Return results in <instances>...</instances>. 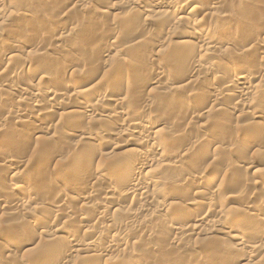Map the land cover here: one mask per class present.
<instances>
[{"label": "bare ground", "instance_id": "bare-ground-1", "mask_svg": "<svg viewBox=\"0 0 264 264\" xmlns=\"http://www.w3.org/2000/svg\"><path fill=\"white\" fill-rule=\"evenodd\" d=\"M4 2H6V5H10V6L12 4H13V6L15 5L14 6L15 8H16V6L18 8L21 7V10H22V8H25V9L29 8V9L25 10L29 14H32L36 10L34 8L36 6V3L34 4L33 0H10V1L0 0V19H2V18L4 19L5 17H7V15H6L7 13L6 12H8V11H6L7 10L6 8H4L5 7ZM70 2L73 5L72 10L74 9L75 11L82 12L84 9L86 10V9L89 8V7L87 8V6H85V0H71ZM94 2H96V4L91 8V11L93 13H95L96 15H102L104 17L105 15L108 16L107 14H111V12L117 11V9L114 7V3H112V2H109L110 3V4L108 3L109 5H106L107 2H105L104 0H95ZM119 2H122V3L125 2V5L127 4L126 5L127 9H130V11L132 12V17H136V18L137 17H141V19H143L142 20L143 21L142 24L134 26V27H133V23L132 24L128 23L133 28L136 29L137 27H139L140 28V32L141 31L144 32V30H147L146 29L147 26L151 25L152 21L155 20L154 22H156L157 20H161L162 19L163 23H164L163 26L160 25V26H162V32H163V29H166V27H168V29H166L167 30L166 34L167 35L169 34V35L166 38L167 39H169L171 37L174 38L173 36H175V38L178 41L176 46H175L176 47L175 50H177L176 52H178V50H179L178 53L175 52V55L177 56L176 58L179 57L181 61L182 60H188V59L190 61H192L191 69L189 70L188 73L183 74V79L182 80L180 79V82L182 83V85L180 87L178 86L179 89L181 87L185 88L186 92L183 93V91H185V90H183L182 93H179V97L177 98V99H179V103L176 106L174 105V107H171L170 104L167 105L166 103H165L166 105H165L164 108H162L161 105H160L161 107L156 106V110H154V111H157V112L159 111V114L162 113V115L164 114L165 115L164 119H160L159 117H158V119H156V116H153L154 113L149 112V110H151L150 109L151 106L154 104L153 97L152 96L150 97V95L147 98H144V99L142 98L143 102L140 103V105H139L140 107H138L139 103L138 104L135 103V105H137V107L133 106L134 104H132V103L134 102V100L137 102V100H139L138 98L142 97V95L138 97V93L139 94L141 93V92H138V90H139V87L141 88V84H142V88H143L144 81L146 80V79L145 80L143 79V77L146 75L145 74L143 76V74L145 72L147 73V68H148V65L146 66V63L147 64H151L150 61L152 62V59H154V57L156 58L160 51L156 52V50H154V52H152L153 51L152 50L153 49L152 41L154 40V37L153 38L151 37V38L148 39L147 36H149V34L146 33V32L144 33L145 35L143 34V32L141 33V34H143L141 36V37H143L142 39H141V37L140 38L137 37V36H139V35H137V36H135V38L137 37L136 39L131 38V40L133 39L132 41L127 42V43H123L122 42L123 44L122 43L120 44V42L117 41V40L119 39L120 36L122 37V35H123L122 32H124V31L119 30L120 27L117 28V26L115 24V21H113V22L112 21H110V22L108 21L107 24L105 23L106 25L103 23L105 25V26L103 25V27H105V28L107 27L110 30V32H108V33H110L109 34V40H106V39L102 40L104 42L105 41H107V42L103 43L104 45H103V47L101 46L102 48L100 47L99 49H96V50L100 51L99 54L104 55V57H107L105 64H108V63H111V62L113 63L114 60L115 61L119 60V62L121 60L124 61V62L121 61L120 62L121 65L119 66V64H118L119 67L117 66L118 68L115 69V70H117V74L119 73L118 75L121 77V79L118 80V81L116 80L117 82H110V81L108 82V80L105 78V74H104V77H103L104 79L103 80L102 79L98 80V82L96 81V83L93 85V88H91V90H88L86 88V90H81V91H80V89L79 90L77 89L76 85L74 84L75 82L74 83L73 82H66V83L64 82L62 85H64L67 90H70L72 92V94L74 96H76V99H75V97H73V99H75V101L74 100L73 101L77 104V106H79L78 108L80 110H79L78 113H76V112H74L72 110H67L66 109L65 112L62 113V115L60 114V116H62L66 120L69 119V122H70L69 125L72 124V126H73L71 130L69 129L70 133L72 135H76L74 137L78 138L81 141V143L83 142L82 144L80 143L81 146L82 147L84 146V147H87V148L91 147L90 149L95 151L94 155L96 156L97 159L100 160V162L98 161L99 163L97 164V168H95L96 170L94 169L95 170L94 175L90 176L87 173L90 177H89V179L84 180L82 174H83V171L86 170L85 169L86 168L85 165H88V164L87 163H83L84 166L83 165L76 166L77 168L75 167V169H72L73 171L72 170L70 171L69 174L71 176H69L67 178H64V179H62L63 178L62 177L60 180L58 179L59 181H57V182L53 180V182H49V183H45L44 182L43 184L42 183L40 184V182H42V180H43V179L41 180V176L42 175L37 176L38 179L40 178V180H38V183H37L38 185L34 184L35 186H38L37 189L34 191V189L33 190L30 189V187L32 186L33 183L31 182L32 184L29 187L28 184H30L29 183L30 181H29V178H26L27 175L24 173V171L21 170L20 168H19V170L16 169L18 166L21 167V166L24 165L23 160L20 157L15 158V156L13 158L11 156H10L11 158H9V157L7 158V156H6V158H5V156L3 157V155H1L2 154L1 153L0 154V168H1L0 169V178H3V177L4 178H8L10 183H11V189L13 191H19L18 192L19 195L18 194L17 195L12 194V195H9L8 198H6L8 195L6 197L0 195V211H1L0 213L2 214V218L4 217V215L12 214V213H14L15 211L18 210V213L20 212L21 216L17 212H15V213H17L18 217L19 216L21 217L19 220L22 222V224H27L29 226L30 231H31L32 227H34V228L38 227V230H40L41 232L36 233L35 234L36 238L34 237V239H32V240L36 241L37 239H39L40 244L38 245V243H37L36 246L32 245V244H34L33 241L29 240L31 242V244L30 243L28 245L26 244V247H28V246L31 247V249H28V250H31V252H33L34 255L33 256L31 255V256L33 257L34 262L36 261V263H41V264H43L47 260L46 256L48 254H46V253H47V251H49L48 248H49L50 244L54 245V246H52L53 249L50 248V255L51 256H55V257H56V255L59 257L60 254L64 255L63 259H62L63 260V264H152V263H149L146 260V258L144 257L146 254L149 253L147 251H149L150 249L155 250L157 248H161V249H165L164 251H165L166 255H172V254L173 255H179V251L177 249L178 245H181V244L185 245L187 243L185 241L186 240L189 241L188 238H191L194 235L196 236V235H199L201 233H204L208 228H209L208 230L212 231L213 233L224 235V236H227V237H231L233 240H235V242H237L235 247L229 248V252L233 251V253L235 252L236 254H239V257H237V258H239L237 260L238 262H240V263L246 262L248 264L250 261H253L256 258H258L259 262H260L259 264H264V241H263V238H262V235L264 237V231H262L263 229L262 230H260V229L256 230V227H255L254 224H251V225L244 224V223H246L247 219L248 220L251 219L252 221L258 222L259 224L264 223V213H260L259 210H257V207L255 208L253 206L254 204L251 206V203H249L247 201L246 203H244L245 206L242 205L243 208L240 209L241 211L238 209L240 212L238 211L239 212L238 214H236L235 216H232L233 214L232 215L228 214L230 212L226 211V208H225L226 206L221 202V199H219L218 190L221 189V185H227L226 181H228L229 178H230L229 180H232L231 178H233V177H229L231 174H229V176H228V173H226L227 176H228V179H227L226 174H224L223 173L224 171L222 170V168H219V167L218 168L214 167L216 169L212 170L211 172H213V173H210V174H208V173L207 174H199V175L196 174V176L198 175L197 179H198L199 183H203L204 182L210 189L212 187H214L215 185L220 184L218 186L219 189L217 191L208 190L207 192H203V191H200V190L197 191L196 190L197 187H195V189H193V191L195 190L196 193H194L193 197L191 199H189V200L188 199L187 200L184 199L183 202H181L180 198L183 197V194H185L184 191H183V188H182V184L183 183H181V180L172 179V178L171 179H164L165 177H163V178L161 177L162 173L160 171L158 172L159 169L157 170V168H155V165L152 164V165L145 166L147 163H149V161L147 160L148 162H143L144 159L147 157V150L149 152H151V153L154 151V153L156 155V158L158 157L157 158V160H158L157 163L161 167H162V165L165 164V166L168 169H173V170L178 169V170L184 171L186 173L189 172V174L190 173L192 174V164H191V168H189V169L184 168V165L182 164L185 156L187 157V155L189 154L187 151H190V150H186V149L182 150V149L178 148L179 150L176 151V152L174 151L175 152L174 154L171 153V154H173V156H170L171 159H168V158H166V154L167 153L164 152L166 150V148L164 149V147L166 145L164 146L165 143L163 145L161 144V142L159 140V137H160V135L163 136L164 134H167L168 138L171 139L174 143L177 142V141L176 142L174 141L177 138H179V139L183 138V137L181 138L179 136L180 134L178 136L175 135L177 132H174V131H178V128H180V123H181V122L178 123L175 120V117H176V115H177V117L181 116L183 121L184 120L185 121H189L188 124H191V127H192V123H191L192 120L195 121L196 118H199V116H197L199 114V113H197V110H199L198 109V106H199L198 104H199V101H200V100L197 101L199 99L198 98V94L200 95V94L203 93V95L205 96L204 90H205V92L207 91V93L210 92L211 96L207 95V97L208 98H209V96L212 97V99H214L215 102H216L215 103L216 105H214L215 108L212 107L211 110L209 112L208 111L207 112H208V114H210L211 112L215 113V114L212 113V115H214L213 117H215V116H217V117H215L216 119L213 118V120L215 119V122L217 121L218 123L216 122V125H215V122L214 123L212 122V124L217 126V127L219 126V127H218V129H216V127H214L216 130L213 128L215 130L214 133L211 131L213 133V135H215L216 138H214V136H212V133L211 134L207 133V132H209L208 130H209L210 127L208 128V126L207 127L204 126V128H202L201 130L199 128V130H197V133H196L197 136H195L196 137L195 138L196 141L193 142L192 144H190L192 146L189 149L195 148L196 145L203 144L202 146H206V147L200 148L199 153H197V154H199V157H200V155L203 156V157H205V155L207 156L208 153L209 154L211 153V152H209V149L214 148V151L216 153H213L214 152L213 151L212 152L213 156H219L220 154H224L225 156L226 155L229 156V157L226 156V158H232L233 157V158H236L237 161L239 159L243 160L242 158L247 157L248 156L247 152L250 150V148L252 146H254V148L257 147V149H259V150H255V152H259V153L261 152V154H262V152L264 153V109L263 110L261 109V106H262L261 105V103H262L261 100L264 99V47H263L264 46V36H261V35L258 34L256 36L253 35L254 36L253 37L252 35H249V34L247 35L246 33L244 34L242 32L243 35L239 34V37H235V36H237V34H236L235 36H233L234 37L233 39L231 38V41H230V40L226 39L227 37H224L225 39L223 38V33H224L223 30H224V28H222V27H220V28L217 27L216 28L215 26H214V28L209 27V29L204 30L205 33L203 35V37H204L203 40L200 37H198L197 35H193V34L185 35V34L180 33L179 29L181 28L180 26H182V25L183 26L189 25V26H194V27L199 25V26L203 27L200 24V22L194 17L198 13H206V14H208L210 12L209 14L213 13L212 15L217 13L218 12L217 11V7L219 5V2H216V0L212 4L213 6L203 5L200 0L199 1L198 0H120ZM122 6H124V4ZM30 7H33L34 10H32V8H30ZM38 11L39 10H37V12ZM215 11H217V12H215ZM84 12L85 11H83V13ZM123 13H126V12L123 11ZM11 14H12V12H11ZM121 14H122V12H121ZM128 14L131 15V13H128ZM13 15H15V17H16L15 13L12 14V16ZM96 15H94V16L96 17ZM19 16H21V15L19 14ZM25 16H27V14L23 15L22 17H25ZM209 16H211V15H209ZM222 16H224V15H222ZM17 17H18V15H17ZM27 17H30V19H31V16H27ZM217 17H220V16H217ZM192 18H194V19H192ZM216 19H217V21L219 20L218 18H216ZM5 21H7V20H5ZM202 21H204V19ZM7 22H9V21H7ZM105 22H107V21H105ZM158 24H160V23H158ZM83 25H84V23H83ZM222 26H225V25H222ZM77 27L80 29V28H84L86 26L83 27L82 24L81 25L78 24ZM150 27L151 26H149L148 28L150 29ZM254 27H256V26H254ZM78 28H76V29H78ZM87 28H88L87 30H89V31H93L94 30L93 25L92 26H87ZM96 28H95V30H96ZM125 28H123V29H125ZM128 28H130V27H128ZM156 28H158V27H156ZM204 28H205V26H204ZM100 29H101V27H100ZM0 31H2V30H0ZM136 31H137V33L139 32V30H136ZM165 31L163 33L166 36ZM72 32H73V30H72ZM129 32H131V31H129ZM154 32H156V31H154ZM50 33H51V36H52L51 38H53L55 40V42L63 41V40H61L62 36L60 37V33L59 32L52 31ZM232 34H233V32H232ZM124 35H126V34H124ZM129 35H131V34H129ZM145 36H146V38H144ZM251 36H252V38H251ZM131 37H133V36H131ZM162 37H164V36H162ZM247 37H249L251 39H246ZM138 38H139V40H138ZM158 38L159 37L157 35V37L155 39H158ZM244 38L246 40H249V41H247V42L243 41V44L242 45L240 44L242 49L244 47V52H245V53H243V51L242 52L240 51V53L244 54L242 56H245L248 52L253 53L251 55L254 56V62H256L257 64L255 63V66L254 65H248V66L245 65V67H242L244 65H241L242 68L239 67V69H236L237 68L236 67L235 70L231 67L232 66L231 65L230 68L232 70H230L229 68L226 67L229 64V61H230L229 57H230L231 54L234 55V53L236 52V51L234 52V49L230 48V47L233 46V44L236 45V43H237L236 41H241V39L243 40ZM150 39H152V40L150 41ZM54 40H53V42H54ZM165 40H166L165 38H163V39L160 38L158 41H160V43L162 44V43L165 42ZM196 42L197 43H201V45H199V48H198V55H197L198 56V60H201L202 58H205L206 56L207 57L208 56H213L214 62L217 63V65L214 64L213 66H210L205 72L202 73V75L200 74L201 72L199 73L200 67H201L200 63H199L200 61L191 60L192 58H194V56L191 55L190 52H192L191 50L194 48V45L196 44ZM157 43H159V42H157ZM19 45H21V44H19ZM58 46H60V45H58ZM58 46H56L57 47V52L58 51L61 52L62 51L61 47H58ZM222 48H224L225 52L222 51ZM72 49H71V51H72ZM92 50H94V49L92 48ZM172 50L174 52V48L173 47H172V49L170 51L171 53L168 52L170 57L173 56ZM142 51L145 53L144 55H142V53H141ZM90 52H92V51H90ZM237 52H239V51L237 50ZM73 53H75V51ZM93 53H95V52H93ZM81 54H79L78 56H80ZM171 54H172V56H171ZM169 55H167L165 53V57L169 56ZM249 55L250 54L248 53V56ZM5 56H7V55H5ZM18 56L9 55L8 58L5 57V60H7V62H9V61H11V62L14 61L15 62L16 60L19 59ZM87 56H90V55H87ZM250 56H249V58L253 57V56H251V57ZM28 59H29V57H28ZM28 59H25V60H21L20 59V61H22L21 62L22 63V67L24 69H29L32 66L31 59L30 60H28ZM82 59H83V57L81 58V60ZM242 59L239 60V61H242ZM247 59H248V57H247ZM157 60H159V59L156 58V61ZM170 60H171V58L168 60V62H170ZM20 61L18 60V62H20ZM175 61H177V59H175ZM246 61H248V60H245V62ZM89 62L91 63L92 60L89 61ZM93 62H94L93 65H96L95 67H97L98 66L97 65L98 59L95 60V61L93 60ZM95 62H96V64H95ZM136 62H138L139 64H137ZM168 62L166 61L167 64H168ZM134 63H136L138 66H141V65H142V67L146 66L147 68H143V70H142V67H141V70H140L139 67H138L139 70L137 69L136 71L139 72L137 74H139L140 76L137 75V77L133 78L134 75L133 76L130 75V77H132V78L131 79L129 77L127 78L126 76H127L129 67L134 65ZM140 63H142V64H140ZM248 63H250V62H248ZM152 65H154L153 62H152ZM92 66H91V68H92ZM156 66H158V65H156ZM233 66H235V65H233ZM82 67H83V65H82ZM112 67H111V69H112ZM161 67L157 68L156 72L154 71L156 73V75H157L155 77V79L151 80L150 83H148L149 81L145 82L146 85L148 83L149 85H155L156 88H159V87L163 88V84L165 83L163 81H165L164 79H166L165 77H167L166 76V72H167L166 70L167 69H165V67L164 68L163 67L161 68ZM169 67H168V69H169ZM224 67H226V68H224ZM151 68L149 66V69H151ZM69 70L70 69H68V71ZM115 70L113 71V69H112L113 72H115ZM152 70H154V69L152 68L150 71H152ZM150 71H148V72H150ZM105 72H106V70H105ZM72 73H74V72H72ZM147 74L149 75V73H147ZM167 75H169V74H167ZM43 76L45 77V75H43ZM180 76H182V75H180ZM140 79H142V81L144 80L141 84H140V82H141ZM2 83H0V84H2ZM177 83H179V82H177ZM215 84L219 85V87H216V89H215V86H214ZM11 85H3V87H5V89L8 90V91H14L15 86L14 85L11 86ZM0 89L2 90L1 86H0ZM61 90L58 89V90H52V91L47 92V96H46L47 100L48 101H52L55 104H57L58 101L61 100V98L64 99V98H66L68 96L70 97V94H69L70 92H67L66 90L64 91V89L62 90L63 91L62 92ZM92 90L96 91V92H100V91L103 92L102 96H99V98L96 99L97 101L95 103H91L92 101H90V100H88L90 102L86 101L88 99L87 95H89V93ZM174 90H176V88ZM20 91L22 92V94H20V96L18 97L19 99L16 102H12L11 101L12 103L10 105V110H9V107L7 106L6 109H8L7 110L8 112L6 111V113H4L6 115H5L3 120L0 119V132H1V134H0V145L1 146L5 142H7L8 144H12L13 143V141H12V143L9 142L10 139L13 136L10 135L12 137H9L8 136L9 134L7 135V133H8L7 130L8 129L6 130L7 131L6 132L4 130L5 128L4 129L2 128V126H3L2 122H4L5 120L8 121V122L10 121V122H13L15 124H20L21 126H23V129H21V131H20L21 135L19 134L22 137L20 139L21 141H19V142H22V139L24 137H25V139H28V137H31V136L39 134V132H40L39 130L40 129L39 130L36 129L38 127L36 125V122L38 123L39 121L45 120V118H46L45 117L46 115H44L42 112L47 111L48 108L44 109V106L42 107V105L40 104L41 100L40 101L39 100L32 101V103H31L33 105L32 106V110L31 109L22 110L23 108L22 109H16V108H19L20 106H22L21 104H23V103L21 102V100H23V102H25L26 98L28 100L29 97L32 98V97H34L36 95H39V94H36L34 92L33 93L27 92V89H23V88H20ZM36 91H37V89H36ZM152 91L153 90H151V92ZM92 92H91V94H92ZM115 92L116 93L117 92L120 93L121 96L117 94V96H119V98H114L115 97ZM176 92H177V90H176ZM112 93L114 94V96H113ZM72 94H71V96H72ZM122 94H125V96L122 95ZM168 94H169V92H167V96H168ZM159 95L162 96L163 99H164V96L166 97V95H163L162 92ZM196 95H197V97H196ZM6 96H7V94H6ZM85 97H87L86 100L84 99ZM207 97H205V98H207ZM226 97L229 98V99L227 98L229 102H230L231 98H233L236 101L233 102V99H231L232 101L229 103L227 101V99H225ZM196 98H198V99H196ZM110 99L113 100V103H114V106L112 105V107H115L112 110H114V109L115 110L114 111H109L107 113L105 112V114H102V113L99 114L97 111L99 109L104 108V106H106V102L110 101ZM166 99H164V100H166ZM0 100H2V99L0 98ZM157 100H158V98H157ZM44 101H41V102H44ZM64 101H65V99H64ZM128 102H129V104H127ZM138 102H140V100ZM226 103H228V104H226ZM42 104L44 105V103H42ZM57 105H55V107ZM107 105H108V103H107ZM162 105H163V102H162ZM237 106H240V108H242V109L245 108L246 111L245 112L238 111L236 109ZM112 107H110V108H112ZM11 108H15L16 110H14V109L11 110ZM154 108H155V106H154ZM160 108H162V110H160ZM213 108L215 109V111H213L214 110ZM240 108H238V109H240ZM183 110L186 111V112H184ZM140 114H142V116L140 118L141 119L144 118L143 121H141V119H140V121L142 123L136 122V119H137L136 116H138V115L140 116ZM79 115L82 116L81 119L83 118V120H86V123H87L86 125L87 126L82 127L84 125V124L82 125V123H84V122H82V123L79 122L80 124L76 123L78 120H81ZM173 115L175 117H173ZM227 115H231V116L233 115V116H235V118L241 119V121L240 120H238V121H240V122L244 121V123H245V120L248 119L247 121L249 123H247V121H246V126L250 125V127H249L248 130L241 129L242 131L240 133L237 132L239 134H241L242 132H245V134L243 133L244 134L243 135L244 139L241 140L239 138V136H238L237 137L238 138L237 141L234 138L231 139V140H228L230 142V144H229V147H227V149H225L226 147L222 148L221 146H218L215 149V147L218 144H220L218 142L220 140H216L219 135L222 136V140H225L226 142H228L226 140L227 138L224 139L226 135L225 134L224 135L221 134V133H223L222 131H224L223 130L224 127H226V124L224 123L225 121L223 122V124H221V122H222L221 120L224 117L227 118ZM134 116L136 117V119H135ZM222 116H224V117H222ZM62 117H60V118H62ZM66 117H68V118H66ZM128 117H131V118L130 119H126ZM181 117H178V118H181ZM225 120H228V119H225ZM32 121L33 122L35 121L34 122L35 124L31 123ZM178 121H179V119H178ZM261 121H263V122H261ZM71 122H74V123H71ZM98 123L99 124H101V123H107L108 124L109 123V125H113L112 127L118 126L117 128L116 127L115 128L117 130L119 128L120 129H124V130H121V132H123V133H124V131L125 132L127 131V133H124L125 136L127 135V137L125 139L126 142H128L127 141L128 138H130V137L136 138L134 136H136L138 134V136H139V139H137L138 141L135 142L136 140L133 141L131 139V143L129 141L128 142V146H125V149H128V150H126V151L123 150L124 153H123L122 156L124 157V154H125V158L127 157L126 159L121 157L122 153H118V154H120V156L118 154H116L118 156L115 155L116 156L115 157L114 156L115 152H113V151H115L114 150L115 147H117L121 143V141H118L119 139L117 137L118 134L121 133L120 131H116L115 130V132H114L113 129H112L113 132L111 131L112 133H110L111 136L113 137V139H111L112 144H111V142H110V144L112 146H114V148H111V150H112L111 152L110 151L109 152H107V151L104 152L105 150H110L108 148L109 146H106L107 145L106 143L108 141L106 143H104V144H97L96 138H98V135H101V134L105 135L108 132V130H104L105 127L103 129V127H102L103 124L98 125ZM77 124H79L80 126H78ZM96 124L99 127L98 131H96V127H97ZM177 124L179 126H178L177 130H174L177 127ZM33 125H36L37 127L35 128ZM193 125H194V123H193ZM74 126H76V127H74ZM188 126H187V128H188ZM181 127H182V124H181ZM69 128H71V127H69ZM84 128H86V129L84 130ZM187 128H185V129H187ZM195 130H196V127H195ZM63 131H65V130H63ZM181 131L183 132L184 130H181ZM227 131H229V130H227ZM250 131H251V133L253 131V134H251L249 136ZM16 134H18V133H16ZM217 134H219V135H217ZM54 135L51 136V138H50L51 141L55 140V142H56L57 140H60V138L58 139V137L56 138L55 137L56 135L55 136ZM138 136H137V138H138ZM181 136H182V134H181ZM185 136H187V135H185ZM8 137L10 138V139H8L9 141H7ZM219 138L221 139L220 136H219ZM12 140H15V138L12 139ZM106 140L107 139H105L104 141H106ZM234 140H235V142H234ZM30 141H32V140H30ZM126 142H124V143H126ZM173 142L171 143V145L174 144ZM28 143H29V140H28ZM167 143H168V141H167ZM67 144L69 145L68 142H67ZM227 144L228 143H226V145ZM15 145H17V144H15ZM69 146H67V147H69ZM133 146H136L139 149H132V148L130 149L129 148V147H133ZM185 146H184V148H185ZM207 146L210 147L208 150H207V148H208ZM74 147L76 148L77 146L74 145ZM74 147L70 146L69 150L73 149ZM78 147H80V145H78ZM105 147H107V148L105 149ZM181 147H183V146H181ZM28 148H29V146H28ZM55 148L57 149V147H55ZM173 148H175V147H173ZM48 149H50V148H48ZM170 149H172V147ZM243 149H245L246 151L245 150L243 151ZM10 150H11V148H10ZM75 150H77V148ZM75 150H73L74 151V155H75V153L77 155V153H79V150L82 151L81 148L79 150H77L78 152L77 151L75 152ZM173 150H175V149H172V151ZM192 150H194V149H192ZM241 150H242L243 153L241 152ZM8 152L11 153V151H8ZM71 152H72V150H71ZM82 153L83 152H81V154ZM5 154H6V151H5ZM43 154L45 155L44 152H43ZM126 154H127V156H126ZM254 154H253L254 156L258 155V157L264 156V154L263 155H261V154L259 155V154H256V153H254ZM91 155H93V154H91ZM195 156H196V154H195ZM211 156H212V154H211ZM225 156H223V157H225ZM31 157H33V156H31ZM84 157H86L87 159L90 158L91 162H93L92 160L96 159L95 157L93 159V157L86 156V155H84ZM84 157L82 156L83 159H84ZM103 157H104L105 160L103 159ZM37 158H39V157H37ZM226 158H225V160H226ZM90 160H88V161H90ZM229 160H231V159H229ZM86 161L87 160H85V162ZM217 161L218 160L216 159V162ZM226 161L228 163V159ZM226 161L224 163H226ZM28 164H30V163H28ZM80 164H81V162H80ZM232 164H234V163H232ZM76 165H78V164H76ZM248 165L250 166L249 168L251 170H256V168L253 167L254 165L253 166H252V164H248ZM46 166L50 167V164H48ZM144 167H145V169L143 170V172H145L147 170V172H145V174L140 172ZM156 167H158V166H156ZM193 167H195V166H193ZM207 167H209V166H207ZM158 168H160V167H158ZM46 169H49V168L46 167ZM89 171H91V170H89ZM214 171H215V173H214ZM113 172L114 173L116 172L115 178L114 179L110 178L111 180H109V183H107V186L105 187V190L103 189L104 192L102 193V191L100 189H97L95 186L98 187V185L100 183V180L103 177H105L104 174L110 175ZM227 172L230 173V170H227ZM256 172H257V170H256ZM231 173H233V172H231ZM91 174H93V173H91ZM102 174H103V177H102ZM142 174H143V176H146L145 181L143 179L141 180V178H139V175H142ZM233 174L235 175V173H233ZM224 175H225L227 180L225 181L224 184H222L223 181L225 180L224 179L225 178ZM261 175L263 177V174H261ZM43 176H45V175H43ZM37 177H36V179H37ZM236 177H235L236 180L240 179V178H236ZM262 177H260L261 181L259 180L261 183H262V181L264 179V178L262 179ZM182 180H184V179H182ZM35 181H37V180H35ZM35 181H33V182H35ZM50 181H51V179H50ZM239 181H238L237 185L240 184ZM242 181L243 182L241 183V187L243 189H245L247 186L248 187H250V186L252 187L251 180L247 181V179L246 180L243 179ZM228 182L231 183V181H228ZM234 182H233V184H234ZM257 182H255V183H257ZM168 185L170 187V189H168L169 190L168 197H169V200H171V199L172 200L167 205L159 204L157 202V199L162 197V196H164V194H165L164 193L165 192L164 189L165 188H163V187L164 186L166 187ZM237 185L236 184L232 185V186L228 185V186H225V187L231 186V189L232 188L234 189V187L235 186L237 187ZM263 185H264V183H263ZM237 188H235V190ZM239 188H240V186H239ZM229 189H230V187H229ZM235 190H232V192H233L232 195H235L237 193L238 190H236V193L234 192ZM246 190H249V189H245V191ZM263 190H264V188H263ZM4 192H3V194H4ZM241 192L239 191V194ZM259 192H261V194L259 196L261 197L262 201L264 202V191H259ZM36 193H37V195H40V196H38V197L34 196ZM0 194H1V192H0ZM42 194H43V197H46L45 195H48V197H49L52 194L54 196H55V194H59L58 198H56L55 201H54V198H53V201L50 200L49 202L47 201L48 202L47 203L46 200L43 199V200H45V203H47V205L51 206V208L54 210L53 212H55L56 214L58 213L57 215H59V216L60 215L63 216L62 219H61L62 222L59 224L60 226H56L55 230H53V232H51V233H49V231L46 232L44 230L43 226L46 225V224H49L50 222H52L55 219L54 216H52V215L50 216V214H49V215L43 216L44 219H39L37 217H33L34 214L29 215V212L33 211V210L27 211V210H29L28 206L29 205L32 206L33 203H36L34 201H36L37 199L40 200L39 197H41ZM222 194H224V193H222ZM230 194H231V191H230ZM241 194H245V193L242 192ZM33 196L37 197V199H34ZM54 196H51V197H54ZM102 196H104V197L100 199L101 201L99 199H98L99 200L98 201L97 198H100ZM224 196H225V194H224ZM226 196H228V195H226ZM229 196L226 197V200L229 198ZM238 196H240V195H238ZM48 197L46 199H48ZM55 197H57V195ZM129 198H132L134 201H136L135 203H137V201H139L138 203H141L142 205L139 206L140 204L139 205L135 204V203L132 204L130 202V205L132 204V207L128 206L127 202H128ZM258 198L259 197H257V199ZM41 199H42V197H41ZM249 199H251V198H249ZM43 200H41L42 203H43ZM200 200L202 202L206 201L207 203L205 204V208H204L205 211L202 208V210L204 212L197 213L195 211V209H199V208H196V207H197V205H201V204H199V203H202V202H200ZM222 200H224V199H222ZM70 201H72V202H70ZM134 201H132V202H134ZM262 201H260V202H262ZM68 202H70L74 207L77 206L79 208H74L73 206H71V207L69 206L68 207L66 205V204H68ZM142 202H145V203L143 204ZM37 205H39V204L37 203ZM137 205L139 207H137ZM31 206H30V208H32ZM133 206L134 207L136 206L137 209H134ZM171 208L172 209L176 208L177 211H179V209H181V210L184 209L185 210V213H184L183 217H181L179 220L177 219V221L173 222L172 225L168 224V220H165L166 219L165 217L167 216V213L169 212V210ZM35 209H36V207H35ZM52 209H50V210H52ZM176 209H175V211H176ZM40 210H41V208H40ZM199 211H201V209ZM36 212H37V210H36ZM90 212H91V215L93 213L94 214L96 213V217L94 218L95 221H96L95 224H98L99 222L102 224V219L106 220L105 225L107 227L104 226V225L103 226L105 227V229H109L107 231L108 232L107 236H109V238L107 239V241L103 245H102V242H101L102 233H100L98 235H95L96 237L92 238L91 240L87 241L86 243H84V241L82 243L79 240L78 236L76 237L74 234H72L74 230H76V229L78 230L79 228L75 229V226L72 225L71 219L77 218V221L79 220L80 222H85L90 217L89 216ZM143 212H147V213L149 212L150 213L149 215L147 214L148 215V219L144 218L143 221H141L140 219L138 220V217H137L138 213L140 214V213H143ZM5 217H7V216H5ZM115 217H116V219H115ZM157 217L160 218V219L157 220ZM162 218H165V219L163 220ZM229 218H231L229 221H232V223L240 222L239 224H236V225H240L242 223V225H244L243 227H245V231L244 232H239V233L237 232V234H235V229H233L234 226L232 227L233 224L228 221ZM226 219H227V221H226ZM0 221H1V219H0ZM161 221H164V223H159ZM190 222H191V224H190ZM22 224L20 223V225L19 224L16 225L11 231L7 232V234L9 233L8 237H7L8 238L7 244L4 246V248H2L1 251L4 254H9L10 258H11L10 254L14 255L17 252V247H18L17 245H19V244H15L14 240H16L15 236H17V235L19 236L20 235L19 233H21L22 228L24 227V226L22 227ZM101 224H99V226ZM162 224H163V226H162ZM162 227H163L165 233L169 232V234L171 235V236H169L168 234H166L167 236L170 237V238L168 237V239L170 241V242L169 241L168 242L171 244V245L170 244L164 245V247H166V248H164V247L162 248V245H160V244L156 245L155 242H151L152 238H153V240H154V238L161 239V238H159L160 236L158 237L157 230H160V228H162ZM206 227H207V229H206ZM27 228L28 227H25L26 230H27ZM258 228H259V226H258ZM25 229L23 228V231ZM26 230L24 232H28L29 231V230L28 231H26ZM258 230H260L261 232L258 231ZM85 231L86 230H84L82 232L86 234ZM70 232H71V234L69 235ZM33 233H34V231H33ZM59 233L60 234L61 233H67V235H69L68 238H67L68 240H66V242L64 241L62 244H61V242L60 243L56 242V241L60 240L59 238H58L59 240L56 238ZM261 233H263V234H261ZM28 234H29V232H28ZM30 234H31V232H30ZM30 234H29V236H30ZM137 235H140V236H142V237H144L145 239H148V240L144 241L145 239H143V238L141 239L140 236L138 237ZM29 236H28V239H29ZM20 237H18V238H20ZM31 237H32V235H31ZM185 238H187V239L184 241ZM21 240H22V238H21ZM154 241H156V240H154ZM183 241L185 243H183ZM15 242L18 243L17 241H15ZM23 242H24V239H23ZM23 242L21 241V243H22L21 245H23V248H24V246H25L24 244L25 243H23ZM52 242L53 243L56 242V243L52 244ZM160 243H161V241H160ZM173 245H176L177 247H174ZM191 245H190L191 248L186 246L187 247V251L199 248V245L197 243H195L194 246H191ZM209 245H211V244H209ZM181 246L183 247V245H181ZM179 248H180V246H179ZM27 251L25 253H27ZM221 251H223L226 254L228 252L227 248L225 246H223V250H221ZM225 251H227V252H225ZM79 252L80 253L83 252V254L77 255L76 253H79ZM144 252L145 253L147 252V253L144 254ZM67 254H69V255H67ZM71 254H74V256L71 255ZM141 254L142 255L144 254V256H142ZM209 254L210 253L208 252V255ZM193 257L194 256H190L189 258H186V260H187L186 262L189 263V264H193L191 262L192 261L191 258L195 259ZM30 260H27V261H29V264H30V262L32 263V261H30ZM62 260H61V263H62ZM196 261L197 260H195V262ZM13 263H14V261H13ZM0 264H8V263H2L0 261ZM27 264H28V262H27Z\"/></svg>", "mask_w": 264, "mask_h": 264}, {"label": "rangeland", "instance_id": "rangeland-1", "mask_svg": "<svg viewBox=\"0 0 264 264\" xmlns=\"http://www.w3.org/2000/svg\"><path fill=\"white\" fill-rule=\"evenodd\" d=\"M6 1V0H5ZM7 1H10V0H7ZM34 1V4L36 3V6L34 7L36 10L32 13V14H29L28 12H26L25 10H27V9H29V8H27V9H25V8H22V10H21V7L20 8H18L17 6H16V8L13 6V4L10 6V5H6V2H4V4H5V7L4 8H6L7 10L6 11H8V12H6L7 14V17H5L4 19L2 18V19H0V30H2V31H0V83H2L3 85H14L15 86V89H14V91H8V90H6L5 89V87H3V85L2 84H0V86H1V88H2V90L0 89V98L2 99V100H0V119H4V117H5V115L6 114H4V113H6V111L8 110V109H6L7 108V106L9 107V110H10V105H11V103L12 102H16L19 98V96H20V94H22V92L20 91V88H23V89H27V92H30V93H36V94H39V95H36V96H34V97H29L28 98V100H27V98L25 99V102H23V100H21V102L23 103V104H21L22 106H20L19 108H16V109H22V110H26V109H31L32 110V101H37V100H41V101H44V102H41L40 101V104L42 105V107L44 106V109H46V108H48L47 109V111H44V112H42L44 115H46L45 117V120H42V121H39L38 123L36 122V125L38 126H36V125H33L36 129H40L39 131L41 132H39V134H37V135H34V136H31V137H28V139H25V137L22 139V142H19V141H21L20 139L22 138L20 135H21V129H23V126H21L20 124H15V123H13V122H8V121H4V122H2V128L6 131L7 129V131H8V133H7V135L9 136V137H12L11 139L8 137L7 138V141H9L8 139H10V143H12V141H13V143L12 144H8L7 142H5L4 144H2V146L0 145V154L1 155H3V157L5 156V158H6V156H7V158L9 157V158H13L14 156H15V158H17V157H20L22 160H23V162H24V165L23 166H21V167H17L16 169L17 170H19V168L21 169V170H23L24 171V173L27 175L26 176V178H29V183L30 184H28L29 185V187L31 186V184H32V188L30 187V189L31 190H33L34 189V191L37 189V187L38 186H35L34 184H37L38 183V180H40V178L38 179V177L37 176H40V175H42L41 176V180H42V182H40V184L42 183H49V182H53V180L54 181H59L62 177V179H64V178H67V177H69V176H71L69 173H70V171L72 170V169H75V167L76 166H81V165H83V163H87L88 165H85L86 166V170H84L83 171V178H84V180H86V179H89V177L91 176V175H94V172H95V168H97V164L100 162V160L99 159H97L96 158V156L94 155L95 154V151L94 150H91L90 148L91 147H89V148H87V147H82L81 146V144L83 143H81V141L78 139V138H76V137H74V136H76V135H72L71 133H70V130L72 129V124L71 125H69V119H65V118H63L62 116H60V114L62 115V113H64L65 112V110L67 109V110H72V111H74V112H76V113H78L79 112V106H77V104L74 102L75 101V99H76V96H74L73 94H72V92L70 91V90H67L66 88H65V86L64 85H62L64 82L66 83V82H75L74 84L76 85V87H77V89L79 90L80 89V91L81 90H86V88L88 89V90H91V88H93V85L96 83V81L98 82V80H103L104 78V74H105V78L108 80V82L110 81V82H117L118 80H120L121 79V77L117 74V70H115V69H117L121 64H120V62L122 61V62H124L123 60H121L120 62H119V60H117V61H113V63L111 62V63H108V64H105V62H106V58L107 57H104V55H101V54H99L100 53V51H98V50H96V49H99L101 46L103 47V43H105V42H107V41H102V40H109V34L110 33H108V32H110V30L106 27H103V25L106 23H108V21L110 22V21H115V24H116V26H117V28L118 27H120L119 28V30H121V31H124V32H122V37L120 36L119 37V39L117 40V41H119L120 42V44L123 42V43H127V42H130V41H132L133 39H136L137 37H141L145 32L146 33H148L149 34V36H147V38L149 39V38H153L154 37V40L152 41V47H153V51L152 52H154V50H156V52H159V54L157 55V57L156 58H158L159 60H157L156 61V58L154 57V59H152V62H153V64L154 65H152V62L150 61V63L151 64H147L146 63V66L148 65V68L146 67V66H143L142 67V65L141 66H138L137 64H139L138 62H136V63H134V65H132V66H130L129 67V70H128V73H127V78L129 77L130 79L132 78V77H130V75L131 76H133V78H135V77H137V75H139V74H137V73H139V72H137L136 70L138 69V67H139V69L141 70V67H142V70H143V68H147V73H149V75L145 72L144 74H143V76L145 77H143V79L145 80H143L144 81V84H143V88H142V79H140V84H141V88L139 87V90H138V92H141L140 94L138 93V97L139 96H141L142 95V97H139L138 99L140 100V102H138L139 100H137V102L134 100V102L132 103V104H134L133 106H136L137 107V105H135V103L136 104H138V107H140L139 105H140V103H142L143 102V99L144 98H147L149 95H150V97L152 96L153 97V102H154V104L151 106V110H149V112H151V113H154L153 114V116H156V119H158V117L160 118V119H164L165 117V115L163 114L162 115V113H160L159 114V111L157 112V111H154V110H156V106H158V107H161L162 106V108H164L165 107V105L167 104V105H169L170 104V106L171 107H174V105L176 106L178 103H179V99H177L178 97H179V93H182V91L183 90H185V88H183V87H181L180 89L178 88V86L180 87L181 85H182V83L180 82V79L182 80L183 79V74H185V73H188L189 72V70L191 69V67H192V61H190L189 59L188 60H180V58L178 57V58H176L177 56L175 55V52L177 51V50H175L176 49V44H177V39L175 38V36H173L174 38H169V39H167L166 37L169 35H167L166 33H167V30L166 29H168V27H166V29H163V32L165 31V34H166V36L164 35V33L162 32V26H163V20L161 21V20H157L156 22H154V21H152L151 22V25H149V26H151L150 27V29L148 28L149 26H147V30H144V32L143 31H141L140 32V28L139 27H137L136 29L135 28H133L134 26H137V25H140V24H142L143 23V19H141V17H132V12L130 11V9H127V4L125 5V2L124 3H122V2H119L120 0H104L105 2H107L106 3V5H109L110 3L109 2H112V3H114V7L117 9V11H114V12H111V14H107L108 16H102V15H96L95 13H93L92 11H91V8L96 4V2H94L95 0H85V6H87V8L88 9H84L83 11H85L84 13H83V11L82 12H79V11H75L74 9V11L72 10V7H73V5L71 4V0H33ZM199 1V0H198ZM201 1V3L203 4V5H206V6H213L212 4L215 2V0H200ZM38 2V3H37ZM209 2V3H208ZM212 2V3H211ZM216 2H219V5H218V7H217V11H215V12H217V13H215L214 15H212L213 13H211V14H206V13H198L197 15H195V17L194 18H196L199 22H200V24L203 26V27H201V26H189V25H185V26H180L181 28L179 29L180 30V33H182V34H185V35H187V34H193V35H197L198 37H200L202 40L204 39V37H203V35H204V33H205V31L204 30H207V29H209V27H211V28H214V26L217 28V27H222V28H224V33H223V38L224 37H227L226 39H228V40H230L231 41V38L233 39L234 37L233 36H235L236 34H237V36H235V37H239V34L240 35H243L242 34V32L245 34H249V35H261V36H264V0H216ZM109 3V4H108ZM239 3V4H238ZM241 3V4H240ZM244 3V4H243ZM247 3V4H246ZM120 4V5H119ZM124 4V6H122ZM221 4V5H220ZM235 4V5H234ZM10 6V7H9ZM45 6V7H44ZM233 6V7H232ZM33 7H30V8H32V10H34L33 9ZM125 7V8H124ZM261 7V8H260ZM44 8V9H43ZM41 9V10H40ZM37 10H39L38 12H37ZM89 10V11H88ZM123 11H125L126 13H123ZM11 12H12V14H16V17H15V15H13L12 16V14H11ZM121 12H122V14H121ZM23 13V14H22ZM25 13V14H24ZM93 13V14H92ZM128 13H131V15L130 14H128ZM19 14L21 15V16H19ZM27 14V16H31V19H30V17H27V16H25V17H22L23 15H26ZM29 14V15H28ZM220 14V15H219ZM17 15H18V17H17ZM94 15H96V17L94 16ZM112 15V16H111ZM204 15V16H203ZM209 15H211V16H209ZM222 15H224V16H222ZM227 15V16H226ZM33 16V17H32ZM217 16H220V17H217ZM231 16V17H230ZM234 16V17H233ZM94 17V18H93ZM202 17V18H201ZM208 17V18H207ZM26 18V19H25ZM29 18V19H28ZM122 18V19H121ZM194 18H192V19H194ZM216 18H218L219 20L217 21V19ZM227 18V19H226ZM229 18V19H228ZM110 19V20H109ZM141 19V20H140ZM204 19V21H202ZM5 20H7V21H9V22H7V21H5ZM80 20V21H79ZM228 20V21H227ZM30 21V22H29ZM105 21H107V22H105ZM124 21V22H123ZM259 21V22H258ZM60 22V23H59ZM79 22V23H78ZM81 22V23H80ZM100 22V23H99ZM117 22V23H116ZM122 22V23H121ZM126 22V23H125ZM202 22V23H201ZM228 22V23H227ZM8 25H7V24ZM83 23H84V25H83ZM104 23V24H103ZM128 23H130V24H132L133 23V27L130 25V24H128ZM136 23V24H135ZM158 23H160V24H158ZM231 23V24H230ZM252 23V24H251ZM78 24H82V26L84 27V26H86V27H84V28H78L77 27V25ZM93 25V27H94V30H95V28H96V30L94 31H89V30H87L88 28H87V26H92ZM105 24V25H106ZM118 24V25H117ZM204 24V25H203ZM245 24V25H244ZM257 24V25H256ZM6 25V26H5ZM104 25V26H105ZM127 25V26H126ZM160 25H162V26H160ZM222 25H225V26H222ZM245 27H244V26ZM204 26H205V28H204ZM241 26V27H240ZM254 26H256V27H254ZM259 26V27H258ZM100 27H101V29H100ZM126 27V28H125ZM128 27H132L131 29L130 28H128ZM156 27H158V28H156ZM263 27V28H262ZM3 28V29H2ZM76 28H78V29H76ZM122 28V29H121ZM123 28H125V29H123ZM161 30H160V29ZM254 28V29H253ZM6 29V30H5ZM55 29V30H54ZM73 30V32H72V30ZM103 29V30H102ZM134 29V30H133ZM155 29V30H154ZM158 29V30H157ZM258 29V30H257ZM261 29V30H260ZM136 30H139V32L137 33V31ZM250 32H249V31ZM253 30V31H252ZM256 30V31H255ZM52 31H57V32H59L60 33V37L62 36V39L61 40H63V41H58V42H55V40L53 39V38H51L52 36H51V33L50 32H52ZM129 31H131V32H129ZM136 31V32H135ZM151 31V32H150ZM154 31H156V32H154ZM161 31V32H160ZM204 31V32H203ZM249 33H248V32ZM72 32V33H71ZM75 32V33H74ZM77 32V33H76ZM86 32V33H85ZM97 32V33H96ZM127 32V33H126ZM135 32V33H134ZM143 32V34H141ZM232 32H233V34H232ZM236 32V33H235ZM261 32V33H260ZM91 33V34H90ZM137 33V34H136ZM156 33V34H155ZM63 34V35H62ZM106 34V35H105ZM124 34H126V35H124ZM129 34H131V35H129ZM136 34V35H135ZM147 34V35H148ZM160 34V35H159ZM162 34V35H161ZM225 34V35H224ZM137 35H139V36H137ZM145 35V34H144ZM157 35H158V39H155L156 37H157ZM228 35V36H227ZM2 36V37H1ZM47 36V37H46ZM131 36H133V37H131ZM135 36H137L136 38H135ZM162 36H164V37H162ZM232 36V37H231ZM252 36H251V38H252ZM44 37V38H43ZM130 37V38H129ZM250 37V36H249ZM249 37H247L246 39H251V38H249ZM254 37V36H253ZM131 38H133L132 40H131ZM139 38H138V40H139ZM143 37H141V39H142ZM144 38H146V36L144 37ZM163 39V38H165L166 40H165V42L164 43H160V41H158L159 39ZM225 39V38H224ZM245 38L242 40L241 39V41H236L237 43H236V45L235 44H233V46H231L230 48H233L234 49V55L233 54H231L230 55V57H229V64L226 66L227 68H229L230 70H232L231 68H230V66L235 70V68L236 69H239V67H241V65H244V66H242V67H245V65L246 66H248V65H254L255 66V63L256 62H254V56L253 55H251V54H253V53H250V52H248L251 56H253V57H251L250 55V57L251 58H249V56H248V53L245 55V56H242V55H244V54H241L240 53V51L242 52L243 51V53H245L244 52V47H243V49H242V47H241V45L243 44V41H245V42H247V41H249V40H246ZM37 40V41H36ZM53 40H54V42H53ZM122 40V41H121ZM152 39H150V41H151ZM18 41V42H17ZM157 42H159V43H157ZM244 42V43H245ZM54 43V44H53ZM122 43V44H123ZM19 44H21V45H19ZM57 44V45H56ZM63 44V45H62ZM159 44V45H158ZM241 44V45H240ZM58 45H60V46H58ZM69 45V46H68ZM80 45V46H79ZM199 45H201V43H197L196 42V44L194 45V48L191 50L192 52H190V54L191 55H193L194 56V58H192L191 60H198V48H199ZM56 46H58V47H61V52H57V47ZM68 46V47H67ZM159 46V47H158ZM237 46V47H236ZM46 47V48H45ZM74 47V48H73ZM101 47V48H102ZM172 47L174 48V52H173V50H172V54H173V56H172V54H171V56L172 57H170V55H169V53H171L170 51H171V49H172ZM227 47V46H226ZM249 47V46H248ZM264 47V46H263ZM73 48V49H72ZM92 48L94 49V50H92ZM144 48V47H143ZM247 48V47H246ZM245 48V49H246ZM38 49V50H37ZM71 49H72V51H71ZM77 51H76V50ZM91 49V50H90ZM145 49V48H144ZM239 51V52H237V50ZM53 50V51H52ZM70 50V51H69ZM79 50V51H78ZM96 50V51H95ZM75 51V53H73ZM81 51V52H80ZM90 51H92V52H90ZM222 51L223 52H225L224 51V48H222ZM39 52V53H38ZM44 52V53H43ZM67 52V53H66ZM69 52V53H68ZM93 52H95V53H93ZM164 52V53H163ZM169 52V53H168ZM178 52H179V50H178ZM178 52H176V53H178ZM11 53V54H10ZM35 53V54H34ZM41 53V54H40ZM81 54L80 56H78L79 54ZM91 53V54H90ZM142 53V55H144L145 53L142 51L141 52ZM161 53V54H160ZM165 53L167 54V55H169V56H166L165 57ZM29 54V55H28ZM47 54V55H46ZM69 54V55H68ZM71 54V55H70ZM85 56H84V55ZM97 54V55H96ZM155 54V53H154ZM241 54V55H240ZM5 55H7V56H5ZM9 55H16V56H18V60L20 61V59L21 60H25V59H28V57H29V59L28 60H30L31 59V62H32V66L29 68V69H24L23 67H22V61H20V62H18V60H16L15 62L14 61H9V62H7V60H5V57H7L8 58V56ZM32 55V56H31ZM43 55V56H42ZM45 55V56H44ZM62 55V56H61ZM76 55V56H75ZM87 55H90V56H87ZM164 55V56H163ZM178 55V54H177ZM34 56V57H33ZM72 56V57H71ZM83 57V59L81 60V58ZM160 56V57H159ZM175 56V57H174ZM238 56V57H237ZM242 56V57H241ZM64 57V58H63ZM70 57V58H69ZM81 57V58H80ZM88 57V58H87ZM97 57V58H96ZM169 57V58H168ZM174 57V58H173ZM240 57V58H239ZM244 57V58H243ZM247 57H248V59H247ZM6 58V59H7ZM73 58V59H72ZM92 58V59H91ZM167 58V59H166ZM171 58V60H170V62H168V60ZM243 58V59H242ZM72 59V60H71ZM79 59V60H78ZM98 59V63H97V67H95L96 65H93V60L95 61V60H97ZM175 59H177V61H175ZM179 59V60H178ZM235 59V60H234ZM242 59V61H239V60H241ZM92 60V62L90 63L89 61H91ZM154 60V61H153ZM245 60H248V61H246L245 62ZM253 62H252V61ZM166 61L168 62V64L166 63ZM174 61V62H173ZM198 61H200L199 63H200V71H199V73L202 75V73L203 72H205L210 66H213L214 64H216L217 65V63H215L214 62V59H213V56H206L205 58H202L201 60H198ZM97 62V61H96ZM96 62H95V64H96ZM116 62V63H115ZM184 62V63H183ZM239 62V63H238ZM248 62H250V63H248ZM10 63V64H9ZM21 63V64H20ZM89 63V64H88ZM163 63V64H162ZM172 63V64H171ZM181 63V64H180ZM254 63V64H253ZM111 64V65H110ZM114 64V65H113ZM118 64H119V66H118ZM136 64V65H135ZM140 64H142V63H140ZM257 64V63H256ZM82 65H83V67H82ZM93 65V66H92ZM152 65V66H151ZM156 65H160L159 67H161L162 65L165 67V69H167L166 71V76L167 77H165L166 79H164L165 81H163V82H165L164 84H163V88H156L155 87V85H149L148 83H150L151 82V80H153V79H155V77L157 76L156 75V69L157 68H159L158 66H156ZM233 65H235V66H233ZM69 66V67H68ZM91 66H92V68H91ZM113 66V67H112ZM118 66V67H117ZM135 66V67H134ZM149 66H150V68L152 67L154 70H152V71H150L151 69H149ZM155 66V67H154ZM162 66V67H163ZM170 66V67H169ZM73 67V68H72ZM87 67V68H86ZM111 67H112V69H113V71L115 70V72H113L112 71V69H111ZM137 67V68H136ZM161 67V68H162ZM163 67V68H164ZM168 67H169V69H168ZM226 67H224V68H226ZM241 67V68H242ZM188 68V69H187ZM24 69V70H23ZM68 69H70L69 71H68ZM138 69V70H139ZM29 70V71H28ZM76 70V71H75ZM82 70V71H81ZM86 70V71H85ZM105 70H106V72H105ZM108 70V71H107ZM110 70V71H109ZM131 70V71H130ZM133 70V71H132ZM229 70V71H230ZM90 71V72H89ZM93 71V72H92ZM148 71H150V72H148ZM155 71V72H154ZM169 71V72H168ZM174 71V72H173ZM44 72V73H43ZM72 72H74V73H72ZM84 72V73H83ZM141 72V71H140ZM47 73V74H46ZM136 73V74H135ZM174 73V74H173ZM49 74V75H48ZM73 74V75H72ZM111 74V75H110ZM141 74V73H140ZM167 74H169V75H167ZM43 75H45V77L43 76ZM48 77H47V76ZM86 75V76H85ZM88 75V76H87ZM118 75V76H117ZM148 75V76H147ZM180 75H182V76H180ZM140 76V75H139ZM170 76V77H169ZM97 77V78H96ZM119 77V78H118ZM173 77V78H172ZM63 78V79H62ZM197 78V77H196ZM195 78V79H196ZM43 79V80H42ZM88 79V80H87ZM114 79V80H113ZM169 79V80H168ZM171 79V80H170ZM68 80V81H67ZM117 80V81H116ZM178 80V81H177ZM62 81V82H61ZM149 81V82H148ZM168 81V82H167ZM5 82V83H4ZM145 82H148L147 83V85L145 84ZM177 82H179V83H177ZM23 83V84H22ZM86 83V84H85ZM168 83V84H167ZM11 85V86H12ZM146 85V86H145ZM165 85V86H164ZM184 85V84H183ZM64 86V87H63ZM80 88H79V87ZM85 86V87H84ZM145 86V87H144ZM215 86V89H216V87H219V85H217V84H215L214 85ZM90 87V88H89ZM165 87V88H164ZM37 89V91H36V89ZM176 88V90H177V92H176V90H174ZM178 88V89H177ZM34 91H33V90ZM58 89H64V91L66 90L67 92H70L69 94H70V97L68 96V97H66V98H64L65 99V101H64V99L63 98H61V100L60 101H58V105L57 104H55L54 102H52V101H48L47 100V92H49V91H52V90H58ZM141 89V90H140ZM4 90V91H3ZM6 90V91H5ZM39 90V91H38ZM61 90V91H62ZM151 90H153L152 92H151ZM172 90V91H171ZM32 91V92H31ZM93 91V90H92ZM91 91V92H92ZM123 91V90H122ZM121 91V92H122ZM150 91V92H149ZM175 91V92H174ZM63 92V91H62ZM91 92L89 93V95H87L88 96V99H87V97H85L84 99L86 100V101H88V100H90V101H92L91 103H95L97 100L96 99H98L99 98V96H102V94H103V92H96V91H93L92 92V94H91ZM154 92V93H153ZM162 92V94L163 95H166V97L164 96V99H166V100H164L163 98H162V96H160L159 94ZM167 92H169V94H168V96H167ZM171 92V93H170ZM186 92V90L185 91H183V93H185ZM5 93V94H4ZM150 93V94H149ZM166 93V94H165ZM204 93H205V96L203 95V93L202 94H198V98H196V99H198L197 101H199V106H198V109L199 110H197V113H199L197 116H199V118H196L195 119V121L194 120H192V127H191V124H188L189 123V121H183V119H182V117L181 116H178V117H181V118H178L177 117V115H176V117L173 115V117H175V120L178 122V123H180V128H178V124H177V127L174 129V130H177V128H178V131H174V132H177L175 135L176 136H178L179 134V136L182 138V139H179V138H177L176 140H174L176 143H174L171 139H169L168 138V136H167V134H164L163 136L162 135H160V137H159V140H160V142H161V144L163 145L164 143V149L166 148V150L164 151V152H166L167 154H166V158H168V159H171V157L170 156H173V154L176 152V151H178L179 149L178 148H180V149H186V150H190V151H187L189 154V156L187 155V157L185 156V158H184V160H183V162H182V164L184 165V168H186V169H189V168H191V164H192V174L190 175L189 174V172L188 173H186V172H184V171H181V170H178V169H175V170H173V169H168L166 166H165V164L164 165H162V167L157 163L158 162V160H157V158H156V155H155V153H154V151L151 153V152H149L148 150H147V157L144 159V161L143 162H148L149 161V163H147L145 166H148V165H155V168H157V170H158V172L160 171L162 174H161V177L163 178V177H165L164 179H179V180H181V183H183L182 184V188H183V191H184V193L185 194H183V197H181L180 199V201L181 202H183V200L184 199H191L192 197H193V195H194V193H196V191L194 190L193 191V189H195V187H197V191L198 190H200V191H203V192H207L208 190H215V191H217L219 188H218V186L220 185V184H218V185H215L214 187H212L211 189L203 182V183H199L198 182V179H197V177H198V175L199 174H210V173H213V172H211L212 170H215L216 168H222V170L224 171H222L224 174H226V173H228V176H229V174H231L229 177H233V178H231L232 180H229L228 179V176H227V174H226V177H227V179H228V181H231V183L230 182H228V181H226L227 179H226V177H225V175H224V181H223V183L222 184H224L225 183V181L227 182V185H221V189H219L218 190V194H219V199H221V202L226 206L225 208H226V211H229L230 213H228V214H230V215H232V216H235L236 214H238L241 210L240 209H242L243 208V206H245V204L244 203H246L247 201L249 202V203H251V206L253 205L255 208L257 207V210H259V212L260 213H264V202L262 201V199H261V197L259 196L260 194H261V192H259V191H264L263 190V188H264V185H263V181H264V156H260V157H258V155L257 156H254L255 154L254 153H256V154H261V152L259 153V152H255V150H259V149H257V147L256 148H254V146H252L251 148H250V150L247 152V154H248V156L247 157H245V158H242L243 160H241V159H239L238 161H237V159L236 158H226V156L224 155V154H220L219 156H213V153H216L215 151H214V148H211V149H209L210 147L209 146H207L208 148H207V150L209 149V152H211L210 154L208 153L207 154V156L205 155V157H203V156H201L200 155V157H199V154H197V153H199V150H200V148H202V147H206V146H202L203 144H199V145H196V147L195 148H192V149H194V150H192V149H189L192 145H190V144H192L193 142H195L196 141V137L195 136H197V130H199V128H200V130L202 129V128H204V126L205 127H207L208 126V128H209V132H207L208 134H211L212 132L214 133L215 132V130L216 129H218V127L217 126H215L216 125V122H215V117H217V116H215V117H213L214 115H212V113L213 114H215L214 112H211L210 114H208V112L211 110V108L212 107H214V105H216L215 103V100L214 99H212V97H210L211 96V93L209 94V93H207V91L205 92V90H204ZM6 94H7V96H6ZM45 94V95H44ZM71 94H72V96H71ZM91 94V95H90ZM113 94V93H112ZM117 94L118 95H120V93H116L115 92V97L114 98H119V96H117ZM172 94V95H171ZM5 95V96H4ZM122 95H124L125 96V94H122ZM207 95H210L209 96V98L207 97ZM113 96H114V94H113ZM121 96V95H120ZM155 96V97H154ZM200 96V97H199ZM204 96V97H203ZM73 97H75V99H73ZM162 99H161V98ZM196 97H197V95H196ZM205 97H207V98H205ZM229 97V96H228ZM228 97H226L225 99H227ZM5 98V99H4ZM143 98V99H142ZM156 98V99H155ZM157 98H158V100H157ZM160 98V99H159ZM230 98V97H229ZM228 98V99H229ZM30 99V100H29ZM44 99V100H43ZM63 99V100H62ZM228 99H227V101H228ZM231 99H233V98H231ZM230 99V102L232 101ZM27 100V101H26ZM47 100V101H46ZM74 100V101H73ZM156 102H155V101ZM164 100V101H163ZM12 101V102H11ZM74 103H73V102ZM90 101H88V102H90ZM127 101V100H126ZM159 101V102H158ZM203 101V102H202ZM226 101V100H225ZM226 101V102H227ZM234 101H236V100H234L233 99V102ZM65 102V103H64ZM162 102H163V105H162ZM168 102V103H167ZM229 102V101H228ZM229 102V103H230ZM261 109L263 110L264 109V99H262L261 100ZM42 103H44V105L42 104ZM107 103H108V105H107ZM166 103V104H165ZM75 104V105H74ZM127 104H129V102L127 103ZM226 104H228V103H226ZM55 105H57L56 107H55ZM112 105L114 106V103H113V100H111L110 99V101H107L106 102V106H104V108H102V109H99L97 112L99 113V114H105V112L107 113V112H109V111H114V110H112L113 108H115V107H112ZM161 105V106H160ZM203 105V106H202ZM30 106V107H29ZM46 106V107H45ZM108 106V107H107ZM112 107V108H110V107ZM142 106V105H141ZM154 106H155V108H154ZM202 106V107H201ZM241 106V105H240ZM240 106H237V110L238 111H240V112H245L246 111V109L244 108V109H242V108H240ZM53 107V108H52ZM154 109H153V108ZM157 107V108H158ZM162 108H160V110H162ZM215 108V107H214ZM213 108V109H214ZM238 108H240V109H238ZM12 109H14V110H16L15 108H11V110ZM50 109V110H49ZM62 109V110H61ZM107 109V110H106ZM140 109V108H139ZM159 109V108H158ZM212 109V110H213ZM260 109V108H259ZM102 110V111H101ZM105 110V111H104ZM153 110V111H152ZM49 111V112H48ZM184 111V110H183ZM199 111V112H198ZM206 111V112H205ZM208 111V112H207ZM213 111H215V109L213 110ZM8 112V111H7ZM184 112H186V111H184ZM143 113V112H142ZM158 113V114H157ZM59 114V115H58ZM156 114V115H155ZM184 114V113H183ZM182 114V115H183ZM163 117H162V116ZM58 116V117H57ZM80 116V115H79ZM139 116V115H138ZM138 116H136L137 117V119H136V117H135V119H136V122H139V123H142L141 121H143L144 120V118L143 119H141L140 117L142 116V114H140V116L138 117ZM146 116V115H145ZM226 116V115H225ZM231 115H227V118L226 117H224V116H222V117H224V118H222V122H221V124H223V122L226 124V127H224V131H222L223 133H221V134H225L226 136H225V138L224 139H226L227 141L228 140H231V139H235L236 141L238 140V136H239V138L242 140V139H244V137H243V135L245 134V132H242L241 134H239L242 130L241 129H243V130H248L249 129V127H250V125H248V126H246V121L248 120H245V123H244V121H242V122H240L241 121V119H237V118H235V116H231ZM60 117H62V118H60ZM81 117L82 116H80V119H81ZM133 117V118H134ZM148 117V116H147ZM234 119H233V118ZM248 117V116H247ZM66 118H68V117H66ZM78 118V117H77ZM131 117H128V118H126V119H130ZM212 118V119H211ZM213 118H215L214 120H213ZM140 119H141V121H140ZM178 119H179V121H178ZM198 119V120H197ZM218 119V118H217ZM225 119H228V120H225ZM236 119V120H235ZM64 120V121H63ZM82 120V121H81ZM81 120H78L76 123H82V122H84V123H82V127H85V126H87L86 124V120H83V118L81 119ZM197 120V121H196ZM238 120H240V121H238ZM45 121V122H44ZM194 121V122H193ZM228 121V122H227ZM233 121V122H232ZM35 122V121H34ZM33 121L31 122V123H33V124H35ZM68 124H67V123ZM184 122V123H183ZM212 122L214 123L215 122V125H213L212 124ZM227 122V123H226ZM239 122V123H238ZM261 122H263V121H261ZM42 123V124H41ZM71 123H74V122H71ZM79 123V124H80ZM176 123V122H175ZM193 123H194V125H193ZM210 123V124H209ZM218 123V122H217ZM247 123H249L248 121H247ZM79 124H77L78 126H80ZM101 124H103L102 125V127H103V129H104V127H105V129L104 130H108V132L105 134V135H98V138H96V141H97V144H104V143H106L107 141L109 142H107L105 145L106 146H109L108 148L110 149V150H105L104 152H111L112 150H111V148H114V146H112L111 144H112V142H111V139H113V137L111 136V134L110 133H112L113 131L115 132V130L116 131H120L121 132V130H124V129H116L118 126H115V127H112L113 125H109V123L107 124V123H101ZM101 124H99L98 123V125H101ZM181 124H182V127H181ZM228 124V125H227ZM241 124V125H240ZM59 125V126H58ZM189 125V126H188ZM213 125V126H212ZM235 125V126H234ZM245 125V126H244ZM96 126H97V124H96ZM107 126V127H106ZM111 126V127H110ZM187 126H188V128H187ZM222 126V125H221ZM61 127V128H60ZM69 127H71V128H69ZM74 127H76V126H74ZM98 127V126H97ZM96 127V131H98L99 130V127L97 128ZM195 127H196V130H195ZM214 127H216V129L214 128ZM245 127V128H244ZM248 127V128H247ZM110 128V129H109ZM184 128V129H183ZM185 128H187V129H185ZM194 128V129H193ZM215 130H214V129ZM221 128V127H220ZM70 129V130H69ZM86 128H84V130H85ZM112 129H113V131H112ZM236 129V130H235ZM61 130V131H60ZM63 130H65V131H63ZM181 130H184L183 132L181 131ZM227 130H229V131H227ZM231 130V131H230ZM6 131V132H7ZM68 131V132H67ZM112 131V132H111ZM212 131V132H211ZM226 131V132H225ZM63 132V133H62ZM179 132V133H178ZM225 132V133H224ZM235 132V133H234ZM237 132H239V133H237ZM11 133V134H10ZM16 133H18V134H16ZM68 133V134H67ZM124 133H127V131L125 132L124 131ZM123 132H121L120 134H118V141H121V143H120V145H118L117 147H115V151H113V152H115L114 153V156L116 155V154H118V153H122L121 154V157H123L122 155H123V153H124V151H126V150H128V149H125V146H128V142L130 141V143H131V139L133 140V141H135V142H137L138 140L137 139H139V136H138V134L136 135V136H134V137H136V138H133V137H130V138H128L127 139V141L128 142H126V137H127V135L125 136V134H124ZM213 133H212V136H214V138H216L215 137V135H213ZM227 133V134H226ZM244 133V134H243ZM0 134H1V132H0ZM15 136H14V135ZM20 134V135H19ZM49 134V135H48ZM56 136H55V135ZM71 134V135H70ZM181 134H182V136H181ZM251 134H253V131H252V133H251V131H250V134H249V136L251 135ZM10 135H12V136H10ZM55 136L56 138L58 137V139L60 138V140H57L56 142H55V140L54 141H51V136ZM68 135V136H67ZM122 135V136H121ZM185 135H187V136H185ZM217 135H219V134H217ZM17 136V137H16ZM137 136H138V138H137ZM219 136L221 137V139L219 138ZM218 136V138L216 139V140H220V141H218L220 144H218L216 147H215V149L218 147V146H221L222 148L223 147H226L225 149H227V147H229V144H230V142L228 141V142H226L225 140H222V136L221 135H219ZM242 136V137H241ZM104 137V138H103ZM129 137V136H128ZM185 137V138H184ZM15 138V140H12V139H14ZM19 138V139H18ZM27 138V137H26ZM68 139V140H67ZM105 139H107L106 141H104ZM130 139V140H129ZM162 139V140H161ZM179 139V140H178ZM28 140H29V143H28ZM30 140H32V141H30ZM65 140V141H64ZM125 140V141H124ZM166 140V141H165ZM235 140H234V142H235ZM25 141V142H24ZM27 141V142H26ZM45 141V142H44ZM126 142V143H124V142ZM132 141V142H133ZM164 141V142H163ZM167 141H168V143H167ZM171 141V142H170ZM224 141V142H223ZM15 142V143H14ZM54 142V143H53ZM62 142V143H61ZM67 142L69 143V145L71 146V147H74V145L75 146H77L76 148H77V150H79L80 148H81V150L82 151H80L79 150V153H77V155H76V153H75V155H74V151L73 150H75L76 148L74 147L73 149H70L69 150V145L67 144ZM71 142V143H70ZM110 142H111V144H110ZM174 143V144H172L171 145V143ZM20 143V144H19ZM25 143V144H24ZM28 143V144H27ZM59 143V144H58ZM81 143V144H80ZM129 143V144H130ZM226 143H228L227 145H226ZM15 144H19L18 146L17 145H15ZM32 144V145H31ZM67 144V145H66ZM169 144V145H168ZM183 144V145H182ZM15 147H14V146ZM40 145V146H39ZM50 145V146H49ZM58 145V146H57ZM78 145H80V147H78ZM176 145V146H175ZM186 145V146H185ZM189 145V146H188ZM10 146V147H9ZM28 146H29V148H28ZM46 146V147H45ZM67 146H69V147H67ZM169 146V147H168ZM181 146H183V147H181ZM184 146H185V148H184ZM201 146V147H200ZM32 147V148H31ZM38 147V148H37ZM40 147V148H39ZM52 147V148H51ZM55 147H57V149L55 148ZM172 147V149H175V150H173L172 151V149H170ZM173 147H175V148H173ZM10 148H11V150H10ZM34 148V149H33ZM48 148H50V149H48ZM85 148V149H84ZM107 147H105V149H106ZM130 149L132 148V149H139V148H137L136 146H133V147H129ZM177 148V149H176ZM5 149V150H4ZM42 149V150H41ZM98 149V148H97ZM100 149V148H99ZM246 149V148H245ZM245 149H243V151L245 150ZM252 149V150H251ZM2 150V151H1ZM45 150V151H44ZM71 150H72V152H71ZM77 150H75V152L77 151ZM87 150V151H86ZM124 150V151H123ZM5 151H6V154H5ZM8 151H11V153L10 152H8ZM17 151V152H16ZM39 151V152H38ZM123 151V152H122ZM175 151V152H174ZM214 151V152H213ZM246 151V150H245ZM4 152V153H3ZM36 152V153H35ZM43 152L45 153V155L43 154ZM53 152V153H52ZM60 152V153H59ZM78 152V151H77ZM81 152H83L82 154H81ZM92 152V153H91ZM213 152V153H212ZM241 152H242V150H241ZM15 153V154H14ZM48 153V154H47ZM71 153V154H70ZM171 153H173V154H171ZM243 153V152H242ZM245 153V152H244ZM11 154V155H10ZM36 154V155H35ZM42 154V155H41ZM91 154H93V155H91ZM195 154H196V156H195ZM211 154H212V156H211ZM251 154V155H250ZM254 154V155H253ZM264 153L262 152V154L261 155H263ZM41 155V156H40ZM44 155V156H43ZM81 155V156H80ZM84 155H86V156H90V157H93V159H94V157L96 158V159H94V160H92L93 162H91V160H90V158L89 159H87L86 157H84ZM119 156H120V154H118ZM118 155H116V156H118ZM150 157H149V156ZM225 156V157H223V156ZM11 156V157H10ZM31 156H33V157H31ZM36 156V157H35ZM52 156V157H51ZM77 156V157H76ZM82 156L84 157V159L85 160H87L86 162H85V160L82 158ZM115 156V157H116ZM126 156H127V154H126ZM193 156V157H192ZM198 156V157H197ZM254 156V157H253ZM29 157V158H28ZM37 157H39V158H37ZM44 157V158H43ZM65 157V158H64ZM149 157V158H148ZM170 157V158H169ZM190 157V158H189ZM210 157V158H209ZM220 157V158H219ZM227 157H229V156H227ZM250 157V158H249ZM258 157V158H257ZM64 158V159H63ZM82 158V159H81ZM124 159H126L125 158V154H124V157H123ZM203 158V159H202ZM225 158H226V160L228 159V163H227V161L225 160ZM75 159V160H74ZM78 159V160H77ZM103 159H104V157H103ZM194 161H193V160ZM197 159V160H196ZM200 159V160H199ZM216 159L219 161H217L216 162ZM229 159H231V160H229ZM247 159V160H246ZM37 160V161H36ZM40 160V161H39ZM82 160V161H81ZM88 160H90V161H88ZM105 160V159H104ZM146 160V161H145ZM148 160V161H147ZM186 160V161H185ZM234 160V161H233ZM58 161V162H57ZM99 161V162H98ZM168 161V160H167ZM198 163H196V162ZM226 161V163H224ZM243 163H242V162ZM263 161V162H262ZM38 162V163H37ZM52 164H51V163ZM80 162H81V164H80ZM89 162V163H88ZM192 162V163H191ZM195 162V163H194ZM251 162V163H250ZM262 162V163H261ZM28 163H30V164H28ZM232 163H234V164H232ZM48 164H50V167L49 166H46V165H48ZM76 164H78V165H76ZM157 164V165H156ZM223 164V165H222ZM231 164V165H230ZM246 164V165H245ZM248 164H252V166L253 167H255L256 168V170H257V172H256V170H251L249 167V165ZM29 165V166H28ZM52 165V166H51ZM217 165V166H216ZM233 165V166H232ZM244 165V166H243ZM28 166V167H27ZM32 168H31V167ZM38 166V167H37ZM84 166V165H83ZM156 166H158V167H160V168H158V167H156ZM188 166V167H187ZM193 166H195V167H193ZM207 166H209V167H207ZM232 166V167H231ZM23 167V168H22ZM46 167L47 168H49V169H46ZM91 167V168H90ZM207 167V168H206ZM214 167H216V168H214ZM228 167V168H227ZM235 169H234V168ZM77 168V167H76ZM89 168V169H88ZM194 168V169H193ZM230 168V169H229ZM247 168V169H246ZM1 169V168H0ZM25 169V170H24ZM95 169V170H94ZM145 169V167L140 171L141 173H143V174H145V172H147V170L145 171V172H143V170ZM167 169V170H166ZM89 170H91V171H89ZM197 170V171H196ZM227 170H230V173L229 172H227ZM233 170V171H232ZM47 171V172H46ZM56 171V172H55ZM69 171V172H68ZM73 171V170H72ZM88 171V172H87ZM165 171V172H164ZM205 171V172H204ZM226 171V172H225ZM90 172V173H89ZM231 172H233V173H235V175L237 176H235L233 173H231ZM90 175H88V174ZM91 173H93V174H91ZM139 173V172H138ZM140 173V174H141ZM185 173V174H184ZM194 173V174H193ZM214 173H215V171H214ZM68 174V175H67ZM86 174V175H85ZM143 174L142 175H139V178H141V180L143 179L144 181H145V179H146V176H143ZM196 174H198L197 176H196ZM261 174H263V177H262V175ZM43 175H45V176H43ZM115 175H116V172L114 173H111L110 175H106V174H104V176L105 177H103V174H102V179L100 180V183H99V185H98V187L97 186H95L97 189H100L101 191H102V193L104 192V190H105V187L107 186V183H109V180H111V179H114L115 178ZM233 175V176H232ZM29 176V177H28ZM31 176V177H30ZM51 176V177H50ZM88 176V177H87ZM193 176V177H192ZM36 177H37V179H36ZM144 177V178H143ZM180 177V178H179ZM182 177V178H181ZM235 177L236 178H240L239 180H236L235 179ZM260 177H262V179H263V181H262V183L260 182L261 180H260ZM111 178V179H110ZM188 178V179H187ZM50 179H51V181H50ZM59 179V180H58ZM182 179H184V180H182ZM243 179H247V181L249 180H251V182H252V187L250 186V187H246L245 189H249V190H246L245 191V189H243L242 187H241V183L243 182L242 180ZM35 180H37V181H35ZM195 180V181H194ZM237 182H236V181ZM260 180V181H259ZM33 181H35V182H33ZM235 181V182H234ZM238 181L240 182V184L239 185H237L238 184ZM258 181V182H257ZM32 182V183H31ZM197 182V183H196ZM233 182H234V184H233ZM255 182H257V183H254ZM261 184H260V183ZM10 183V181H9V179L8 178H0V192H1V196H7L6 198H8L9 197V195H12V194H15V195H17L18 194V192L19 191H13L12 189H11V183ZM186 183V184H185ZM101 184V185H100ZM199 186H198V185ZM237 185V187L235 186L234 187V189L232 188L231 189V186L232 185ZM254 184V185H253ZM4 185V186H3ZM38 185V184H37ZM228 185H231V186H229L230 187V189H229V187H225V186H228ZM102 186V187H101ZM191 186V187H190ZM239 186H240V188H239ZM260 186V187H259ZM34 187V188H33ZM169 187V185L168 186H164L163 188H165L164 190H165V194H164V196H162V197H160V198H156L157 199V202L159 203V204H163V205H167V204H169L170 202H171V200H169V197H168V194H169V190L168 189H170V187ZM199 187V188H198ZM263 187V188H262ZM186 188V189H185ZM235 188H237L236 190H238L237 191V193H236V190H235ZM251 188V189H250ZM257 188V189H256ZM262 188V189H261ZM11 189V190H10ZM63 189V188H62ZM104 189V190H103ZM243 189V190H242ZM253 189V190H252ZM255 189V190H254ZM232 190H235L234 192L236 193H234L235 195H232L233 194V192H232ZM259 190V191H258ZM5 191V192H4ZM230 191H231V194H230ZM239 191L241 192H243V193H245V194H239ZM256 191V192H255ZM3 192H4V194H3ZM191 192V193H190ZM56 193V192H55ZM59 193V192H58ZM167 193V194H166ZM222 193H224L225 194V196H224V194H222ZM254 194V195H253ZM19 195V194H18ZM45 195V194H44ZM57 195V197H55ZM58 195L59 194H55V196L52 194V195H50L49 197H48V195H45L46 197H43V194L41 195V197H42V199H41V197H39L40 198V200L39 199H37V197L38 196H40V195H37V193L34 195V196H37V197H34V199H37L36 201H34V202H36V203H33L32 204V206L31 205H29L28 206V209L29 210H27V211H30V210H33V211H30L29 212V215H32V214H34L33 215V217H37V218H39V219H44V217L43 216H45V215H49L50 214V216L52 215V216H54V220L52 221V222H50L49 224H46V225H44L43 226V228H44V230L47 232V231H49V233H51V232H53V230H55V228H56V226H60L59 224L62 222L61 221V219H62V215H57L55 212H53L54 210L51 208V206H49V205H47V203L51 200V201H53V198H54V201H55V199L56 198H58ZM223 195V196H222ZM226 195H230L229 196V198L226 200V197H228V196H226ZM238 195H240V196H238ZM51 196H54V197H51ZM233 198H232V197ZM238 196V197H237ZM48 197V199H46ZM52 199H51V198ZM104 196H102V197H100V198H97V200L99 199H101V198H103ZM231 197V198H230ZM240 197V198H239ZM244 199H243V198ZM251 198V199H249V198ZM257 197H259L258 199H257ZM50 198V199H49ZM179 198V197H178ZM43 199H45L46 200V202L47 203H45V200H43ZM222 199H224V200H222ZM240 199V200H239ZM256 199V200H255ZM41 200H43V203H42V201ZM98 200V201H99ZM245 200V201H244ZM262 201V202H260V201ZM101 201V200H100ZM132 201H134L132 198H129L128 199V202H127V204H128V206H131L132 207V204L133 203H135L136 201H134V202H132ZM70 202H72V201H70ZM70 202H68V204H66L68 207L70 206H73ZM130 202L132 203L131 205H130ZM139 201H137V203H135V204H140L139 206H141L142 204L141 203H138ZM200 202H202L201 200H200ZM204 202V203H203ZM202 203H199V204H201V205H197V207L196 208H199V209H195V211L197 212V213H202V212H204L205 211V204L207 203L206 201H203ZM37 203L39 204V205H37ZM42 203V204H41ZM143 204L145 203V202H142ZM134 204V205H135ZM204 204V205H203ZM137 205V207H139ZM243 205V206H242ZM30 206L32 207V208H30ZM43 206V207H42ZM199 206V207H198ZM35 207H36V209H35ZM74 207V206H73ZM134 207V206H133ZM40 208H41V210H40ZM45 208V209H44ZM74 208H79V207H77V206H75ZM202 208H203V210H202ZM41 211H39V210ZM43 209V210H42ZM50 209H52V210H50ZM134 209H137L136 208V206L134 207ZM172 209V208H171ZM169 210V212L167 213V216L165 217V218H162L163 220L165 219V220H168V224H170V225H172L173 224V222H175V221H177V219L179 220L181 217H183V215H184V213H185V210L183 209V210H181V209H179V211H177V209L176 208H173L172 210ZM175 209H176V211H175ZM201 209V211H199ZM240 211H239V210ZM36 210H37V212H36ZM39 211V212H38ZM194 211V212H195ZM199 211V212H198ZM239 211V212H238ZM1 212V211H0ZM15 212H17L18 213V210L17 211H15ZM12 213V214H8V215H4V217L2 218V214L0 213V219H1V221H0V261L2 262V263H8V264H27V262H28V264H29V261H27V260H30V261H32V263L30 262V264H35L36 263V261L34 262V260H33V252H31V250H28V249H31V247L30 246H28V247H26V244L28 245L29 243L31 244V242L30 241H33L32 239H34V237L36 238V233H39V232H41L40 230H38V227L36 228H34V227H32L31 228V231H30V229H29V226L27 225V224H22V222L19 220L21 217V213L19 212L18 214H20V216L18 217V215H17V213ZM34 212V213H33ZM50 212V213H49ZM179 212V213H178ZM195 212V213H196ZM53 213V214H52ZM16 214V215H15ZM150 214L149 212L147 213V212H143V213H138V215H137V217H138V220L140 219L141 221H143L144 220V218L145 219H148V215ZM56 215V216H55ZM5 216H7V217H5ZM17 216V217H16ZM59 216V217H58ZM89 218L87 219V221H85V222H80L79 220L77 221V218H74V219H71V221H72V225L73 226H75V229L76 228H79L78 230L76 229V230H72L73 231V233L72 234H74L76 237L78 236V238H79V240L83 243V241H84V243H86L87 241H89V240H91L92 238H94V237H96L95 235H98V234H100V233H102V239H101V242H102V245L107 241V239L109 238V236H107V234H108V230L109 229H105V227L104 226H106L105 225V223H106V220H104V219H102V224L99 222H97L98 224H95V217H96V213L94 214H92L91 215V212L89 213ZM7 218V219H6ZM58 218V219H57ZM115 219H116V217H115ZM158 219H160V218H158L157 217V220ZM161 219V220H162ZM213 219V218H212ZM231 218H229L228 219V221L230 220ZM119 221V220H118ZM226 221H227V219H226ZM229 222H231L232 223V221H229ZM228 222V223H229ZM17 223V224H16ZM20 223L22 224V227L25 229V227H28L27 228V230L26 231H28L29 232V234H30V232H31V234H30V236H29V234H28V232H24L23 231V228H22V231H21V233H19L20 235L18 236V237H20V238H18L17 236H15V239L16 240H14V243L15 244H19V245H17L18 247H17V252L13 255H11L10 254V256H11V258L9 257V254H4L1 250H2V248H4V246L7 244V240H8V234H7V232L8 231H11L16 225H20ZM76 223V224H75ZM159 223H164V221H161V222H159ZM230 223V224H231ZM240 222H236V223H232L231 225H232V227H233V229H235V234H237V232L239 233V232H244L245 231V227H243L244 225H242V223L240 224V225H236V224H239ZM79 226H78V225ZM99 224H101L100 226H99ZM190 224H191V222H190ZM235 224V225H234ZM244 224H248V225H251V224H254L255 225V227H256V230L257 229H260V230H262V231H264V223H261V224H259L258 222H255V221H252L251 219H247V221H246V223H244ZM3 225V226H2ZM94 225V226H93ZM104 225V226H103ZM242 225V226H241ZM2 226V227H1ZM162 226H163V224H162ZM258 226H259V228H258ZM92 227V228H91ZM107 227V226H106ZM226 227V226H225ZM254 227V228H255ZM91 228V229H90ZM105 229V230H104ZM163 231H162V230ZM206 229H207V227H206ZM209 229V228H208ZM206 230L204 233H201V234H199V235H194L193 237H191V238H188V240L189 241H187L186 239L187 238H185L184 239V241L185 242H187L185 245L184 244H181V245H183V247L181 246V245H178V247L176 246V245H173L174 247H177V249H178V251H179V255H166V253H165V249H161V248H157V249H155V250H153V249H150L149 251H147V252H149L148 254H146L145 252H144V254H146L145 256H144V254L142 255V256H144L145 258H146V260L149 262V263H152V264H189V263H187L186 261V258H189L190 256H194L193 258H195V259H192L191 258V262L193 263V264H195L197 261V263L196 264H247L246 262H243V263H240V262H238L237 260L239 259V258H237V257H239V254H236L235 252L233 253V251H231V252H229V248H231V247H235L236 246V244H237V242H235V240H233L231 237H227V236H224V235H220V234H216V233H213L212 231H209V230ZM34 231V233H33V231ZM37 230V231H36ZM84 230H86L85 232H86V234L85 233H83L82 231H84ZM91 230V231H90ZM225 230V229H224ZM260 230H258V231H260ZM77 231V232H76ZM261 232V231H260ZM3 233V234H2ZM23 233V234H22ZM157 233H158V237L159 238H161V239H157V238H154V240H156V241H154L153 240V238L151 239L152 241L151 242H155V244L156 245H162V248L164 247V245H166V244H170L169 242V239H168V237L169 236H171L170 234H169V232L168 233H165V231H164V229H163V227L162 228H160V230H157ZM234 233V232H233ZM71 234V232L69 233V235ZM141 234V233H140ZM166 234H168L169 236H167ZM261 234H263V233H261ZM26 235V236H25ZM29 236V239H28V236ZM31 235H32V237H31ZM34 235V236H33ZM69 235H67V233H59L58 235H57V239L59 240V241H56V242H61V244L65 241L66 242V240H68L67 238H68V236ZM106 235V236H105ZM6 236V237H5ZM138 237L140 236V235H137ZM163 237V238H162ZM21 238H22V240H21ZM31 238V239H30ZM140 238L142 239H145L144 237H142V236H140ZM170 238V237H169ZM262 238H263V241H264V237H263V235H262ZM23 239H24V242H23ZM168 239V240H167ZM215 239V240H214ZM5 240V241H4ZM30 240V241H29ZM146 240H148V239H145L144 241H146ZM191 240V241H190ZM217 240V241H216ZM15 241H17L18 243H16ZM21 241L23 242V243H25L24 245V248H23V245H21L22 243H21ZM159 241V242H158ZM160 241H161V243H160ZM169 241V242H168ZM183 241V243H185ZM196 241V242H195ZM55 242V243H56ZM190 242V243H189ZM215 242V243H214ZM33 243L34 244H32V245H37V243H38V245L40 244V241H39V239H37L36 241L34 240L33 241ZM55 243H53L52 242V244H55ZM191 246H194V244L195 243H197L198 245H199V248H196V249H194V250H190V251H187V247H190V245ZM154 244V243H153ZM188 244V245H187ZM209 244H213L212 246L211 245H209ZM171 245V244H170ZM233 245V246H232ZM22 246V247H21ZM52 246H54V245H51L50 244V246H49V251H47V253L46 254H48L47 256H46V258H47V260L43 263V264H63V256L64 255H62V254H60V256L58 257L57 255H56V257L55 256H51L50 255V248L51 249H53V247ZM179 246H180V248H179ZM185 246V247H184ZM187 246V247H186ZM211 246V247H210ZM223 246H225L226 248H227V251H225V252H227V254L226 253H224L223 251H221V250H223ZM161 247V246H160ZM19 248V249H18ZM26 248V249H25ZM164 248H166V247H164ZM191 248V247H190ZM220 248V249H219ZM47 249V250H48ZM186 249V250H185ZM202 249V250H201ZM28 250V251H27ZM27 251V253H25ZM151 251V252H150ZM2 252V253H1ZM24 252V253H23ZM29 252V253H28ZM208 252L210 253L209 255H208ZM143 253V252H142ZM222 253V254H221ZM77 255H80V254H83V252L82 253H76ZM32 255V256H31ZM50 255V256H49ZM67 255H69V254H67ZM71 255H73L74 256V254H71ZM224 255V256H223ZM228 255V256H227ZM222 256V257H221ZM22 257V258H21ZM26 257V258H25ZM224 258V259H223ZM4 259V260H3ZM11 259V260H10ZM257 259V260H256ZM255 260H253V261H250L248 264H259L260 262H259V259L258 258H256ZM6 260V261H5ZM57 260V261H56ZM61 260H62V263H61ZM195 260H197L196 262H195ZM200 260V261H199ZM13 261H14V263H13ZM17 261V262H16ZM48 261V262H47ZM258 261V262H257ZM26 262V263H25ZM47 262V263H46ZM36 264H41V263H36Z\"/></svg>", "mask_w": 264, "mask_h": 264}]
</instances>
